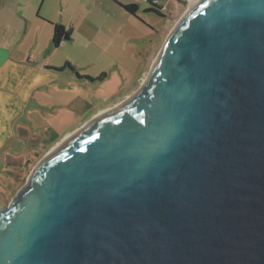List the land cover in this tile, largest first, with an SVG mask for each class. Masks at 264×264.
<instances>
[{"label":"water","instance_id":"obj_1","mask_svg":"<svg viewBox=\"0 0 264 264\" xmlns=\"http://www.w3.org/2000/svg\"><path fill=\"white\" fill-rule=\"evenodd\" d=\"M0 264H264V0H201L0 208Z\"/></svg>","mask_w":264,"mask_h":264},{"label":"rangeland","instance_id":"obj_2","mask_svg":"<svg viewBox=\"0 0 264 264\" xmlns=\"http://www.w3.org/2000/svg\"><path fill=\"white\" fill-rule=\"evenodd\" d=\"M119 1L122 6L137 3V17L122 9ZM198 1L161 0L165 17L146 13V0H67L66 7L59 4L56 11L71 29L69 40L42 53L41 62L60 71L69 63L74 70H67L70 74L64 72L58 80L61 85L71 83V90L50 91L47 102L56 101V106L40 113H29L15 98L0 94V208L10 206L34 170L68 136L140 90L173 31ZM52 38L43 32L40 48L43 40ZM33 39L32 34L26 46ZM101 75L103 79L94 83L80 79ZM6 100L13 104L8 106Z\"/></svg>","mask_w":264,"mask_h":264},{"label":"crops","instance_id":"obj_3","mask_svg":"<svg viewBox=\"0 0 264 264\" xmlns=\"http://www.w3.org/2000/svg\"><path fill=\"white\" fill-rule=\"evenodd\" d=\"M66 2L67 0H0V94L15 98L20 107L28 109L29 113L45 112L56 106V101L54 104L47 102L51 99L50 91L62 94L71 90V83L61 85L60 79L58 80L67 70L72 71L69 63L61 71L46 67L48 64L41 62L44 58L42 53L54 48L53 42L51 39L43 40V47L40 48V36L43 32L53 37L54 30L49 32L46 30L48 27L52 26L54 29L57 24L64 26L67 32L71 31L56 11L59 4L66 7ZM119 2L118 5L122 8L124 3ZM150 7L149 5L145 10ZM32 34L33 43L26 46L25 43ZM35 50L39 52L38 55H35ZM80 79L93 82L95 78ZM51 85L58 88L53 90ZM7 104L10 106L13 102L7 101Z\"/></svg>","mask_w":264,"mask_h":264},{"label":"trees","instance_id":"obj_4","mask_svg":"<svg viewBox=\"0 0 264 264\" xmlns=\"http://www.w3.org/2000/svg\"><path fill=\"white\" fill-rule=\"evenodd\" d=\"M149 5L151 6L146 10L148 13H154L158 16L165 17L164 15V7H159L157 5L152 4L151 1H149ZM122 8L129 14L133 15L134 17H137V14L139 12V6L137 4H131L122 6ZM67 31L62 25H54V34H53V46L54 48H59L63 42L64 37L67 35ZM73 70V68L71 67Z\"/></svg>","mask_w":264,"mask_h":264},{"label":"bare ground","instance_id":"obj_5","mask_svg":"<svg viewBox=\"0 0 264 264\" xmlns=\"http://www.w3.org/2000/svg\"><path fill=\"white\" fill-rule=\"evenodd\" d=\"M200 1H201V0H200ZM200 1H198V2H194V3L191 5V6H192L191 10H190L189 12H187V13L185 14V16H187V15L193 10V8H194V7H195ZM185 16H184V18H185ZM184 18H183V19H184ZM183 19H182V20H183ZM179 24H180V23H179ZM174 31H175V30H174ZM174 31H173V32H174ZM167 42H168V41H167ZM162 52H163V51H162ZM158 60H159V58L157 59V61H158ZM157 61L154 63V66H155V64L157 63ZM154 66H153V67H154ZM149 76H150V75H149ZM148 79H149V77L146 78V80L144 81V84L142 85V87L146 85ZM142 87H141V88H142ZM132 97H133V96H132ZM132 97H131V98H132ZM131 98H129L128 100H130ZM128 100H126V101L123 102L122 104L126 103ZM122 104H121V105H122ZM121 105L115 107V109L118 108V107H120ZM112 110H113V109H112ZM108 111H110V110H108ZM108 111H105V112H103V113H100V115H101V114H104V113H106V112H108ZM98 116H99V115H98ZM96 117H97V116H96ZM72 135H73V134H72ZM72 135L68 136V138H66L61 144H63L64 142L66 143V142L71 138ZM61 144H60L57 148H59V147L61 146ZM57 148H56V150H57Z\"/></svg>","mask_w":264,"mask_h":264},{"label":"flooded vegetation","instance_id":"obj_6","mask_svg":"<svg viewBox=\"0 0 264 264\" xmlns=\"http://www.w3.org/2000/svg\"><path fill=\"white\" fill-rule=\"evenodd\" d=\"M149 1H151L152 2V4H155V2H157V6H159V7H163L162 5H161V0H148V4H149ZM146 12V11H145ZM146 13H148V12H146ZM63 40H65V37H64V39ZM103 75H101L99 78H95L94 80H93V82H96V81H101L102 79H103Z\"/></svg>","mask_w":264,"mask_h":264},{"label":"built area","instance_id":"obj_7","mask_svg":"<svg viewBox=\"0 0 264 264\" xmlns=\"http://www.w3.org/2000/svg\"><path fill=\"white\" fill-rule=\"evenodd\" d=\"M157 4V2H155V4L154 5H156Z\"/></svg>","mask_w":264,"mask_h":264}]
</instances>
